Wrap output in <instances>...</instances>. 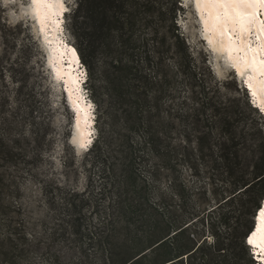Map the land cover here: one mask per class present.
Wrapping results in <instances>:
<instances>
[{"label": "rangeland", "instance_id": "rangeland-1", "mask_svg": "<svg viewBox=\"0 0 264 264\" xmlns=\"http://www.w3.org/2000/svg\"><path fill=\"white\" fill-rule=\"evenodd\" d=\"M169 1L165 8L175 12L176 25L188 46L192 63L208 86L219 89L217 96L223 105L233 106L236 112L222 108L215 121L207 118L214 111L202 110V87L186 75L171 37L159 50L163 56L161 75L167 80L160 111L168 133L160 139L159 152L144 149L132 158L125 153V138L119 135L122 122L115 124L116 119L106 110L104 77L113 56L106 47L95 58L84 45L86 60L83 59L81 41L73 26L80 0H65L69 11L64 15L62 37L78 51L86 69L82 75L83 82L88 79L83 85L87 94L84 91L83 94L85 101L93 105L94 119L92 142L88 146H80L74 140L77 114L69 102L64 80H56L48 65L47 47L31 17L30 0H0V150L11 151L5 152V160L0 159V264H6L2 253L14 218L24 221L28 233L34 237L35 247L30 259H26L28 262L52 264L46 259L53 258V264H96L97 251L91 250L85 240L68 239L64 235L62 190L89 196L92 207L84 223L93 228L100 221L98 209L102 211L110 202L106 197L113 191L114 182L118 186L125 174L122 168L110 171L108 166L113 163L128 166L130 161L134 163L132 177L137 180L130 182L143 191L142 202L150 211L155 208L163 213L175 211L180 219H185L188 224L185 227L192 224L187 241L199 245L206 240L205 245L212 248L216 245L211 224L200 220L204 215L200 218L196 215L245 190L243 183L252 175L264 149V115L253 105L242 79L223 55L210 48L194 0ZM237 116L240 121L233 125L237 143L227 157L231 159L227 164L221 160V148L225 144L233 146L225 135L230 128L223 127L218 119L233 120ZM134 139L136 144L142 143ZM100 140L105 155L109 156L106 167L95 158ZM246 199L247 195L238 196L213 217L231 210L236 212L237 219L239 216L242 219L239 211ZM16 204L22 207L20 213L13 208ZM251 221L254 223V218ZM231 224L238 225L236 219ZM203 229L207 230L206 236L200 233ZM212 248L197 253L194 258L206 254L209 259L214 254ZM150 255L151 260L157 257L155 253ZM184 258V264L192 260Z\"/></svg>", "mask_w": 264, "mask_h": 264}, {"label": "trees", "instance_id": "trees-1", "mask_svg": "<svg viewBox=\"0 0 264 264\" xmlns=\"http://www.w3.org/2000/svg\"><path fill=\"white\" fill-rule=\"evenodd\" d=\"M169 3V0H80L75 13L73 26L81 41L84 61V45L95 58L104 53L106 47L113 56L104 77L107 99L105 103L108 104L106 110L110 117L116 119L115 124L122 122L123 128L119 135L125 138V153L132 158L144 149L159 152L162 147L160 139L168 133L160 111V100L166 92L167 80L161 75L163 56L159 50L171 37L181 55L180 65L185 69L186 75L195 85L200 84L202 87V110L214 111L207 118L215 121L222 108L230 113L236 112L233 106L223 105L217 96L219 89L208 86L201 71L192 63L188 46L176 25L175 12L165 8ZM101 106L105 104L101 102ZM254 109L256 110L255 107ZM218 121L223 123V127L230 128L225 135L230 138L233 146L225 144L221 148V160L228 164L231 159L227 157L232 154L237 143V133L233 125L240 121V116L233 120L224 117ZM102 132L104 135V130ZM134 138L142 143L136 144ZM96 147L95 158L106 167L109 156L105 155L101 140ZM262 150V156L252 175L243 183L244 191L236 192L233 197L225 198L218 207L196 215V218L204 215L200 220L203 223L208 220L211 224L217 241L213 248L212 245H205L206 240L199 245L187 241L192 224L185 227L188 225L184 222L185 219H180L175 211L163 213L160 208L150 211L142 202L143 191L130 182L134 180V163L131 161L129 167L117 163L108 166L110 171H119L122 168L121 171L125 174L118 181V186L114 182L113 191L106 197L110 202L102 211L98 209L100 221L93 228L84 223L88 209L92 207L89 196L85 197L78 191L63 192L60 189L63 193L61 205L66 223L64 235L68 239L85 240L91 250L97 251L96 264H184L185 256L188 260L192 259L189 264H255L247 244V236L253 226L251 218L255 217L264 200V149ZM5 152L11 153L1 149L0 159H6ZM108 154L112 156L111 151ZM97 163L99 164L98 161ZM241 195H247L242 203V211H239L242 219L241 216L237 219L234 216L236 212L231 210L213 217L217 210L223 209ZM13 208L17 213L22 210L18 204L13 205ZM232 219H236L237 226L231 224ZM11 224L2 253L5 263L33 264L32 260H26L30 259V252L35 247L32 244L33 235L28 233L26 223L22 220L14 218ZM206 232V229L200 231L203 236H206ZM155 245L158 246L154 247ZM211 248L214 254L208 256L209 259H206V254L199 259L194 258L197 253H205L204 251ZM151 253L157 254L154 260H151ZM46 260L53 264V258Z\"/></svg>", "mask_w": 264, "mask_h": 264}, {"label": "snow or ice", "instance_id": "snow-or-ice-1", "mask_svg": "<svg viewBox=\"0 0 264 264\" xmlns=\"http://www.w3.org/2000/svg\"><path fill=\"white\" fill-rule=\"evenodd\" d=\"M55 5H59L58 11L54 10ZM194 5L205 30L211 28L227 37L225 50L232 67L238 76L248 73L246 87L249 95L257 98L264 91V79H258L264 78V0H194ZM31 6L41 19L49 14L62 17L69 11L64 0H31ZM53 22L59 24L62 20ZM254 219V231L247 244L254 249V257L264 259V207L258 209Z\"/></svg>", "mask_w": 264, "mask_h": 264}, {"label": "bare ground", "instance_id": "bare-ground-1", "mask_svg": "<svg viewBox=\"0 0 264 264\" xmlns=\"http://www.w3.org/2000/svg\"><path fill=\"white\" fill-rule=\"evenodd\" d=\"M64 6L68 9L67 5L65 4V0H64ZM31 8H32L31 17L37 23L40 33V38L43 41V43L46 44L47 47L46 54L48 57L47 58L48 65L51 68L53 76L55 77L56 80L58 81L64 80L63 82L65 83L66 86L69 102L71 104V107L75 110V113L77 114L74 140L80 146H88L92 142L91 134L93 132L92 125L94 124V119L92 114L93 105L92 103L89 102L88 104L87 101H85V97L83 94L84 88L82 84L84 77L82 73L74 71L77 70L75 66L77 67L79 66V62H80L79 53H77L78 51L76 52L74 48L69 46L66 43V41L63 40L64 38L62 37L64 30L63 21L66 12L63 13L62 17H57L49 14L46 18L41 19V17L34 12L32 6ZM54 10L58 11L59 5H55ZM262 15H264V10H262ZM199 19H200V15H199ZM55 20H62V23L59 24L54 23L53 21ZM200 22L202 23L201 19ZM202 26L204 28L205 36L207 38L208 44L211 46L210 48H212V51L218 54H222L223 57L226 59L227 63L235 71V69L232 67V61L228 58V53L225 50L227 46V37H222L218 33H214L211 30V28L205 30L203 23ZM209 41H211V43H209ZM73 49L75 50V52L72 51ZM66 63H69V67H65L64 64ZM247 75H248L247 72H245V74L242 76L237 75L239 79H242L245 87H246L245 81ZM258 79H264V78H258ZM250 98L252 99L253 105L264 113V110H262L264 109V91H261L257 98H253L251 96ZM262 204L263 205L261 206L264 207L263 202ZM262 227H264V225H262ZM257 260L260 261V264H264V259L257 257Z\"/></svg>", "mask_w": 264, "mask_h": 264}, {"label": "water", "instance_id": "water-1", "mask_svg": "<svg viewBox=\"0 0 264 264\" xmlns=\"http://www.w3.org/2000/svg\"><path fill=\"white\" fill-rule=\"evenodd\" d=\"M262 204V203H261ZM261 204H260V207H261ZM255 220V219H254ZM254 225H255V222L253 223V226H252V230H251V232L254 230ZM251 232L249 233V234H251ZM248 234V235H249ZM248 237V236H247Z\"/></svg>", "mask_w": 264, "mask_h": 264}]
</instances>
